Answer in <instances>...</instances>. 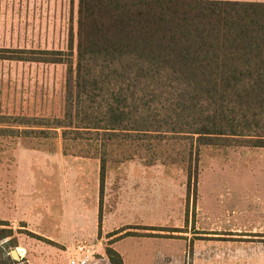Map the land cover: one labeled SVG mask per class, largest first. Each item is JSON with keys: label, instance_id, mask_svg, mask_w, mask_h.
Returning a JSON list of instances; mask_svg holds the SVG:
<instances>
[{"label": "rangeland", "instance_id": "374dc122", "mask_svg": "<svg viewBox=\"0 0 264 264\" xmlns=\"http://www.w3.org/2000/svg\"><path fill=\"white\" fill-rule=\"evenodd\" d=\"M78 10L79 0H0V48L68 52L73 32L76 56ZM67 75V64L0 60V115L61 118ZM6 129L0 134V211L22 191L25 202L34 206L25 214L55 218L34 226L68 240L56 255L62 263H70L76 247L86 245L94 253L92 264H111L106 249L125 235L141 234L148 242L117 245L128 263L136 257L151 264H196L192 242L198 241V233L220 230L222 237L207 243L220 249L229 247L231 231L242 229L246 221L264 223V149L246 142L200 147L192 153L191 166L184 158L190 153H181L177 141L164 143L162 153H141L146 160L136 156L121 162V153H113L101 193L99 158L66 148L60 131L46 137L20 134L22 127L16 125ZM152 156L157 159L153 165ZM26 227L19 223L14 235L58 246ZM8 229L10 225L0 226V237ZM1 241L0 263L9 261L5 252H23L17 237ZM206 264L235 262L227 252Z\"/></svg>", "mask_w": 264, "mask_h": 264}, {"label": "trees", "instance_id": "16d2710c", "mask_svg": "<svg viewBox=\"0 0 264 264\" xmlns=\"http://www.w3.org/2000/svg\"><path fill=\"white\" fill-rule=\"evenodd\" d=\"M78 20L76 56L73 32L68 52L0 48V60L68 65L63 116L0 115V134L60 131L66 148L99 158L101 193L113 153L146 160L177 141L191 166L204 146L264 149V3L79 0ZM106 254L123 264L113 247Z\"/></svg>", "mask_w": 264, "mask_h": 264}, {"label": "crops", "instance_id": "0c3cea01", "mask_svg": "<svg viewBox=\"0 0 264 264\" xmlns=\"http://www.w3.org/2000/svg\"><path fill=\"white\" fill-rule=\"evenodd\" d=\"M11 190L15 192L13 189ZM10 200V203L8 202L2 204V211H0V221L7 222L10 225V228L14 230L17 228L19 223H23L27 226V231L30 233L51 240L58 244V246L45 245L40 243L41 241L39 240L36 241L34 238L30 239L24 237L22 234H18V236L15 234L12 238L17 237V242L20 245L19 249H23V252L16 250L19 257L18 259L13 258V250L10 254L5 252V255H11L12 259L15 261L13 264H65L58 261L60 255H56L59 253V251H64L66 247H68V240H61L59 239L61 236L53 235L51 233L39 232L40 230L34 226V223L37 221L46 222L47 219V223L55 222V218L53 219L51 215L45 216L43 214H37L36 216H32V214L28 216L25 214V209L27 207L33 210L34 206L32 205V200V202H25L22 191L17 193V198L15 201H12L13 197ZM261 223L262 222L258 221L255 224L246 221L244 224H241L242 229L231 231L232 235H230V237L234 238V240L228 242V244H230L229 247L222 246L223 248L220 249H218V247H214L215 245H213V247L207 245V243L211 244V241H217L216 238L222 237V235L219 234L220 230H209L204 233H198V241H190L193 244L192 255L194 257V262L196 264H206L207 261L215 259L220 261L228 252L230 254L231 260H234L235 264H264V223ZM0 226L3 227L2 225ZM148 238L149 237H147V235L141 234L127 236L124 237V239L116 241L112 247L121 255L123 264H151L147 261L137 260L136 257L133 260H130L128 263L126 261V256L117 248V245L125 240H134L142 244L143 242H148ZM238 238L240 240L236 241L235 239ZM9 239L11 238H1L0 240H2L1 242H8ZM53 239H57L58 241H54ZM201 241L205 243L202 244ZM190 242H188V244H191ZM136 248L144 250V248L140 246ZM220 253H222V256H216ZM203 260L205 261L203 262Z\"/></svg>", "mask_w": 264, "mask_h": 264}, {"label": "built area", "instance_id": "2783aa9c", "mask_svg": "<svg viewBox=\"0 0 264 264\" xmlns=\"http://www.w3.org/2000/svg\"><path fill=\"white\" fill-rule=\"evenodd\" d=\"M75 256L71 259L70 264H92L94 253L86 245L76 247Z\"/></svg>", "mask_w": 264, "mask_h": 264}, {"label": "water", "instance_id": "95a60500", "mask_svg": "<svg viewBox=\"0 0 264 264\" xmlns=\"http://www.w3.org/2000/svg\"><path fill=\"white\" fill-rule=\"evenodd\" d=\"M12 255H13L14 259H18L19 258L16 250L12 251Z\"/></svg>", "mask_w": 264, "mask_h": 264}]
</instances>
